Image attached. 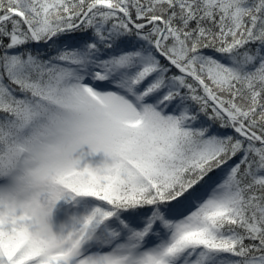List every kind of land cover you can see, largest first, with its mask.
<instances>
[{
    "label": "snow or ice",
    "instance_id": "1",
    "mask_svg": "<svg viewBox=\"0 0 264 264\" xmlns=\"http://www.w3.org/2000/svg\"><path fill=\"white\" fill-rule=\"evenodd\" d=\"M0 264H264V0H0Z\"/></svg>",
    "mask_w": 264,
    "mask_h": 264
}]
</instances>
